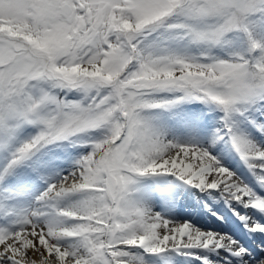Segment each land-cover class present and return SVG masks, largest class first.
<instances>
[{
	"label": "snow or ice",
	"instance_id": "1",
	"mask_svg": "<svg viewBox=\"0 0 264 264\" xmlns=\"http://www.w3.org/2000/svg\"><path fill=\"white\" fill-rule=\"evenodd\" d=\"M153 33L161 42L142 47ZM181 41L201 55L171 47ZM216 47L233 49L230 59L212 55ZM40 82L82 91L88 102L36 95ZM192 100L224 113L226 134L264 187V148L239 127L264 109V0H0V152L10 153L0 186L46 145L92 140L34 210L0 227V264H151L136 249L160 258L223 249L249 264L238 239L173 223L133 199L143 180L173 176L218 192L250 235L264 233L251 212L264 215V197L209 150L168 141L144 115ZM25 125L39 134L18 143ZM72 197L79 200L59 207Z\"/></svg>",
	"mask_w": 264,
	"mask_h": 264
},
{
	"label": "bare ground",
	"instance_id": "2",
	"mask_svg": "<svg viewBox=\"0 0 264 264\" xmlns=\"http://www.w3.org/2000/svg\"><path fill=\"white\" fill-rule=\"evenodd\" d=\"M191 55L193 56V54ZM261 112L264 113V109H262ZM252 113L255 112L249 113L251 119H255L257 123L260 124L264 122V114L261 113V115H257L253 118ZM148 119L153 122L157 130L160 131L168 141L205 148L209 150L223 166L228 167L230 171L237 172L238 168L234 163H242L243 171L247 172L248 184L252 185L254 189L256 188L255 185L256 182H258L256 175L249 170L235 147L229 145L231 139L226 134L223 122L224 119L222 117H215L213 115L203 117V110L201 107L191 104L190 106H178L175 109L162 112L159 111L157 115H150ZM241 127H243V129L240 128L241 130H245L243 134L246 139L256 143L259 147L260 145L264 146L263 133L257 131L252 124H249L248 122L242 123ZM87 151L90 153L91 147H70L67 151V155L69 156H63L61 158H58V154L55 153L53 156L57 157L56 160L47 163L45 167L43 165L37 166V164H32V169L30 167L28 169L29 171L24 172L22 178H15L14 183L43 184L41 181L42 179H45V183L51 185L53 182L59 181L60 178L68 176L71 172L75 171L77 161L81 159ZM229 155L232 156L234 162L228 158ZM137 188L139 190L133 191V199L136 200L141 207H145L153 213H158L164 219L176 224H183L189 220L192 221L196 227L211 232V230H214L213 228H216L219 225L213 220L208 221V219H205L207 215L209 216V214L212 213L210 210L219 209L224 211L226 213L225 218H228V220L232 217L227 210V205L229 204L225 202L218 192H202L173 176L145 179L137 186ZM261 193L263 194L261 197H264V193ZM26 196L27 198L25 199V202L30 204L31 207L36 208L35 205H37V202L34 203L29 195ZM24 197L25 196H23V198ZM78 200L79 197H77V200L72 203H75ZM72 203L64 208L69 207ZM239 210H241L242 215L247 216L249 214V210L247 209ZM197 214L200 215L199 219L193 220L192 215L198 217ZM262 221H264V219H262ZM231 222L232 225L229 229L232 231L238 229L237 221L231 218ZM13 230L15 229L13 228ZM260 234L261 233L251 235L254 238H258ZM220 235L227 236L225 234ZM240 236H242L241 232ZM240 243L243 246L245 245L244 242ZM133 251L138 255L144 253L143 250L139 249ZM198 251L201 255L204 254L205 256L215 258L219 262H221L219 252L223 251L227 254V257L222 258V261L225 259L227 264H239L238 258L229 255L223 249L218 250V252ZM139 256H142L144 260L151 262V264H202L199 259H196V261L193 260L194 262H192L190 259H187V255H182L177 252L165 254L164 258L153 257L146 253H144V255L140 254ZM248 261L249 264H255L256 260L249 259Z\"/></svg>",
	"mask_w": 264,
	"mask_h": 264
},
{
	"label": "rangeland",
	"instance_id": "3",
	"mask_svg": "<svg viewBox=\"0 0 264 264\" xmlns=\"http://www.w3.org/2000/svg\"><path fill=\"white\" fill-rule=\"evenodd\" d=\"M160 42H161V40H160L159 34L153 33V34L148 35L144 38L141 46L143 47L145 45H157ZM171 47H173L175 50L181 52L182 54H184V53H186L188 55L193 54V56H199V55H201V52H202V49L200 47H198L196 45H187L183 41L172 43ZM232 52H233V49H231L229 47H224V48L216 47L212 50V55L219 57L220 59H223V60H228V59H230V57H231L230 55H232ZM222 56H225L226 58L222 57ZM42 91L50 92V94L55 95L56 98L58 100H61V101L79 102V103H87L88 102V100L85 97V94L82 91H79L76 89L69 90L66 88L52 87L50 82H40L38 84L37 88L35 89V94L40 95ZM164 95L172 96L173 94H164ZM192 101H198V100H192ZM192 101H187V102H192ZM200 102H202V101H200ZM183 103H186V102H183ZM181 104L182 103H180L179 105H181ZM179 105H177V106H179ZM203 105H205V103H203ZM212 108H213L214 112H212L211 114L205 113L204 117H209V115H215V117L219 116V117H222L224 119V113L222 111H220L215 106H213ZM173 109H175V108H173ZM214 109H216V110H214ZM156 112L157 111H155V110H146L144 115L148 118L150 115H155ZM253 112H255V111H253ZM247 115H248V119H243V120L241 119L240 120L239 127L242 129H243V127H241L242 123L248 122L249 124H252L250 122L252 120H254L256 122L255 119H251L249 117V113ZM252 116H253V118H255L257 115L255 113H252ZM256 124L259 125V123H257V122H256ZM254 127H256V126H254ZM39 131H40V128L36 125H25L23 127V129L21 130L19 136H18V143L19 142H25V141L35 137L36 135L39 134ZM91 136L95 137V138H100L101 132L99 130H92ZM91 143H92V140L87 138L85 136V134H78L77 137H73L69 141H58L54 144L47 145V147H44L43 149H41L40 151H42V152L41 153L38 152L37 155L43 154V153L51 154V153L58 152L59 150H63V149L67 150L70 146H75V145L77 148L78 147H80V148L90 147ZM88 154H89V151H87L84 154V156L88 155ZM37 155L35 157H33L32 160H36ZM6 156H7L6 153L0 152V170H2L4 166H6L7 161L10 158V154L8 155V158ZM259 174H261V173L257 172V175H259ZM235 175L240 180H242V182L244 184L248 185L249 188H252V185H250L246 181H244V178L242 176H239L237 173H235ZM14 191H15V189L9 187V185L6 184V182L4 183L3 186H0V217H2V220H3L2 222H0V227H10L11 225L14 224V222L21 215L18 212V210H16L17 212H15L13 210V208L15 206L13 203H10V201L12 199H14V196H15ZM76 200H77V197H72L70 200L62 201L60 203L59 207L64 208ZM140 254L144 255V253H140ZM221 263L222 262H218L215 264H221ZM175 264H177V263H175Z\"/></svg>",
	"mask_w": 264,
	"mask_h": 264
}]
</instances>
